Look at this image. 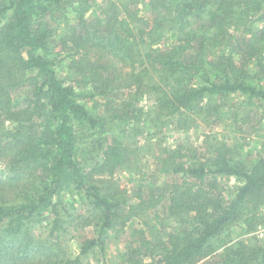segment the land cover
<instances>
[{
	"label": "trees",
	"instance_id": "1",
	"mask_svg": "<svg viewBox=\"0 0 264 264\" xmlns=\"http://www.w3.org/2000/svg\"><path fill=\"white\" fill-rule=\"evenodd\" d=\"M120 90L121 111L88 105ZM252 111L264 138V0H0V264H92L120 234L102 264H264V242L230 234L264 224V155L215 131ZM203 126L200 145L166 140Z\"/></svg>",
	"mask_w": 264,
	"mask_h": 264
},
{
	"label": "rangeland",
	"instance_id": "2",
	"mask_svg": "<svg viewBox=\"0 0 264 264\" xmlns=\"http://www.w3.org/2000/svg\"><path fill=\"white\" fill-rule=\"evenodd\" d=\"M126 92L125 91H118V93H115V95H111L110 97H103V98H96L95 101H88L89 106H93L95 103L97 104V107L100 106L99 108L103 109V114L108 115L114 110L121 111L122 109H125L124 106L128 101L125 99L126 97ZM23 101V100H22ZM147 101H143V105L146 104ZM114 106V108H112ZM119 109V110H118ZM99 111V110H98ZM252 123L248 125H243L242 127L237 126L234 124V120L230 119V122L227 124L223 123L221 125H224L221 127H215V131H217L219 136L225 137L228 140V143L231 146H239L242 149V155L249 161L248 164H250V161L252 159H255L258 155L262 156L264 155V152H259L261 150L263 143H264V138H261L259 136L255 135V132L253 130V124H256L261 118V114L258 112L252 111ZM261 127V132L264 134V121H262ZM213 131V128L210 126H203L199 131L195 130H189V131H179L178 129H170L166 132V140L169 144L174 145L178 141H183L185 144L189 146L193 145H200L204 136L202 134L204 133H210ZM213 134V133H212ZM134 141H136L134 139ZM143 165H145V170H149L150 172L153 169V165L155 164V161L153 160L152 157H148L147 159H144L142 162ZM117 177L120 180V183L122 186L127 187L128 190H132L133 188H136L135 185L137 183L129 182L130 175L127 173V171H119L117 173ZM163 180H160L157 185L158 187L161 188ZM140 185V184H139ZM157 187V186H156ZM151 188L150 183H146L145 190H149ZM66 201L70 203V208L71 212L73 213L72 216L77 214L81 210H85V206L83 205L82 199L80 195H75L72 194L71 191H68L66 193ZM163 209V208H162ZM52 217H46L44 222L41 224L40 228H38L36 231L37 232H43L45 235L50 233V229L52 227ZM68 217V216H66ZM70 217H68L69 219ZM134 225L137 227H140L142 224L139 220H135ZM241 226V227H240ZM82 226H80L81 228ZM132 227V224H131ZM35 231V232H36ZM98 230L95 229V227H87L81 229V234L86 236V237H94L98 235ZM253 231L246 232L243 229L242 225H236L233 227L231 230V235L234 238V240L238 239H243V238H248L251 239ZM73 235H76L75 238H72ZM112 234H110L108 237H111ZM116 236H113L111 238H108L107 240V246L106 250L104 252V255L101 253L100 248H98L94 255H91L89 258H87L85 261L86 262H92V264H102L103 261L106 262V259L109 258V260L113 259L116 257L117 259L114 260V262H117L118 259H120V251L123 250L124 244L126 241L130 238L129 234H120L119 238H115ZM65 239V245H66V250L71 256H76L79 253V238L77 232H72L70 234H66L64 236ZM110 260V261H111Z\"/></svg>",
	"mask_w": 264,
	"mask_h": 264
},
{
	"label": "built area",
	"instance_id": "3",
	"mask_svg": "<svg viewBox=\"0 0 264 264\" xmlns=\"http://www.w3.org/2000/svg\"><path fill=\"white\" fill-rule=\"evenodd\" d=\"M255 235L260 241L264 242V224H260L252 233Z\"/></svg>",
	"mask_w": 264,
	"mask_h": 264
}]
</instances>
